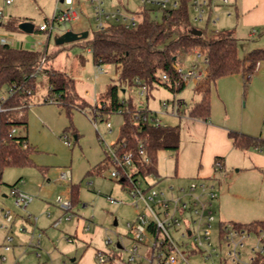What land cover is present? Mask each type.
<instances>
[{
  "label": "rangeland",
  "instance_id": "1",
  "mask_svg": "<svg viewBox=\"0 0 264 264\" xmlns=\"http://www.w3.org/2000/svg\"><path fill=\"white\" fill-rule=\"evenodd\" d=\"M157 1H166L167 8L174 1L151 0L145 4L153 9L151 15L160 20L162 9ZM202 4V19L196 20V11L192 0L187 2V13L190 23L206 33L221 30H233L237 39V54L243 58L253 49H264V23L246 24L243 16L248 12L241 8V0H198ZM81 6L83 17L75 23H54L49 36L38 30V26L53 15L55 0H0V9L6 19L18 18L28 21L34 26L32 32H24L0 25V34L23 39L22 45L10 42L12 47H23L30 50H47L53 53L52 58L44 67L65 71L74 79L75 91L84 99L93 102L107 87L117 81L118 70L112 63L100 64L101 70L93 62L87 46L80 40L71 43L55 44L53 37L67 29L73 31L87 30L89 37L96 29V21L90 0H75ZM238 10L235 12L234 4ZM106 11L120 9L121 12L139 19L143 4L140 0H102ZM59 8H64L59 3ZM237 13V14H236ZM4 24V23H3ZM40 42V43H39ZM199 46L190 52H182L176 63L189 66L199 61L205 70L203 52ZM201 53L197 57V53ZM206 72V71H205ZM251 75L233 73L219 77L210 86L209 120L214 124H226L232 131L264 139V59H261ZM44 73L37 75L42 86L36 88L32 95L33 103L27 110V129L17 128L16 134H26L28 141L34 145L35 152L31 155L33 163L25 166L6 167L1 175L0 183V222L2 209L10 208L21 216L31 217L32 224H22L15 219V228L24 227L29 231L27 238L24 231L12 236V250L4 251L0 245V264H121L127 261L129 248L133 241L126 227L136 216L132 198L127 186L117 179L109 177L111 167L100 173L90 172L93 165H88L105 155L106 145L115 142L124 117L118 113L104 115L93 119L90 109L72 108L70 116L65 108L57 102H41L47 94ZM140 87L126 86L121 90V98H129L135 104L139 100ZM3 95H6L3 92ZM200 93L194 90L193 83H188L180 90H172L168 86L154 83L143 99L151 112H156L162 123L179 125L180 142L176 151L159 149L156 153L157 170L160 178L149 176L148 181L158 189L168 185L188 186L194 177H187L186 172L196 163L202 141H198L189 129V108L200 99ZM78 101V100H77ZM162 102H167V111L178 108L177 116L170 117L164 113ZM179 103V105H178ZM189 121V122H188ZM111 124V131L106 123ZM74 133L78 138H74ZM70 141L66 146L63 139ZM211 145L214 140L210 141ZM91 166V167H90ZM70 169L72 181L65 183L57 179L63 169ZM221 183L212 181L219 192L218 200L213 201L215 220L212 222V246L217 247V226L219 221L249 223L264 220V167L248 165H227L218 173ZM33 197L24 211L14 207L13 198L8 195L12 185ZM75 182V183H74ZM78 186V199L85 203L83 209H74L70 219L53 225L61 214L55 202L61 195H70L72 184ZM157 211V210H156ZM158 212V211H157ZM18 215V216H19ZM13 225V223H12ZM33 233V235H31ZM38 234L40 236L38 237ZM176 236V233H173ZM1 240V231H0ZM39 240V244H37ZM107 241H109L107 243ZM1 242V241H0ZM120 243L121 247L117 246ZM114 258L104 263L96 259L97 252ZM4 255L5 258L2 259ZM150 241L138 243L136 260L133 263L148 264L152 257ZM215 258L200 254L189 255L187 263L181 264H212ZM180 264V263H178Z\"/></svg>",
  "mask_w": 264,
  "mask_h": 264
},
{
  "label": "trees",
  "instance_id": "2",
  "mask_svg": "<svg viewBox=\"0 0 264 264\" xmlns=\"http://www.w3.org/2000/svg\"><path fill=\"white\" fill-rule=\"evenodd\" d=\"M188 1L181 0L174 8L162 9L159 21L152 17L153 9L143 5L137 12L139 22L136 27L109 21L103 28H96L91 37L88 34L85 39H81L90 50L96 65L112 63L118 69L117 81L100 93L101 97H98L96 104L87 101L75 91L74 79L68 73L43 66L52 58L53 53H48L46 49L34 51L21 46L0 44V183L6 167L33 163L31 155L35 148L27 142L26 134H8L12 128L17 130L21 127L26 131L27 110L33 103L32 95L37 87L42 86V82L37 81L40 72L44 73V84L47 88V94L41 102L55 101L66 109L68 115L72 108H88L92 111L94 120L98 117L102 120L104 115L122 109L124 121L115 143L123 142L125 145L122 150L132 151L140 174L158 176L156 153L159 149H169L177 154L180 142L179 126H156L137 119L134 103L129 98H121V90L126 86L143 84L148 91L154 83L163 84L172 90L182 89V84L175 87L173 66L180 53L190 52L199 46L207 60L206 72L204 80L196 89L201 95L200 99L189 108L188 114L193 118L207 120L210 115L211 84L228 74L251 75L250 72L256 69L258 62L264 59V49H253L240 58L237 54V39L232 29L206 33L205 30L193 26L186 9ZM19 21L18 18H10L4 25L15 29ZM43 57L44 62L41 64ZM39 66L41 71L37 72ZM163 75H166V79H163ZM228 136L235 148L264 150V139L232 130L228 132ZM77 137L74 133V138ZM139 140L144 145L145 155L137 152ZM24 142L28 144L24 146ZM107 167H111V164L105 153L103 160L93 166L90 172L100 173ZM119 181L124 184L122 180ZM16 183L10 186L14 187ZM70 196L77 207L80 201L76 184L71 185ZM240 224L263 225L264 220Z\"/></svg>",
  "mask_w": 264,
  "mask_h": 264
},
{
  "label": "built area",
  "instance_id": "3",
  "mask_svg": "<svg viewBox=\"0 0 264 264\" xmlns=\"http://www.w3.org/2000/svg\"><path fill=\"white\" fill-rule=\"evenodd\" d=\"M140 1L145 5L151 0ZM7 3H9V0H5V4ZM59 3H63L65 7L59 8ZM90 3L96 21L95 27L98 29L103 28L109 21L129 27H136L139 22V19H136L133 14H125L118 8L112 12L106 11L102 6V0H90ZM156 4L161 9L167 8L166 1H157ZM202 4L198 0H192L193 8L196 11V20L202 19ZM176 6L177 2L174 1L171 8ZM82 16L83 14L75 5L74 0H55V8L51 19L40 24L38 30L49 36L55 22L58 24H72L80 21ZM4 18V12L0 9V22ZM0 44H10V41L5 37H0ZM200 55V52L197 53V57ZM202 61L206 65L207 60L204 57ZM43 62L44 57L41 59V64ZM97 66L100 71V65ZM173 70L176 77L175 87L179 84L184 87L191 81L199 85L205 78V70L202 69L199 61L187 67H184L181 63H176ZM40 71L41 67L39 66L37 72ZM162 77L166 79V75ZM139 87V100L134 104L136 118L151 122L156 126L167 125L157 118L156 112L153 113L148 109L143 99L147 87L143 84H140ZM96 103L97 98H94L92 104ZM161 105L164 113L177 116L179 112L177 107L174 109L173 105L171 111L168 112L166 110L167 102H162ZM84 110L82 111L84 112ZM116 113L121 114L122 109H118ZM106 128L111 131L109 122L106 123ZM16 131L15 128H12L8 135L16 134ZM63 143L67 146L71 144L66 138L63 139ZM27 144V142H24V146ZM124 145L123 142H113L106 145L105 153L112 168L109 177L124 182L132 198L131 204L136 209L134 221L126 223L133 241L126 262L133 263L137 256L138 243L149 240L153 255L148 260V264L187 263V257L196 254L206 258L209 256L215 258L216 262L212 264H264V224L250 226L237 222L219 221L216 234L217 247L215 248L211 244L212 222L215 220L213 201L217 199L219 194L212 181L216 179L219 182L222 176H213L212 180L194 177L188 186L181 185L175 188L173 185H168L166 189L164 187L158 189L154 186V183L147 180L149 176L153 175L144 176L138 172L132 151L122 150ZM137 152L140 155H145L144 145L140 140L137 142ZM145 160H148V158H145ZM214 168L215 171L220 173L222 163L219 158L215 159ZM57 179L65 183L70 182L71 170L68 168L61 170ZM10 194L13 197L14 206L19 209H26L33 199L31 195L18 190L16 187L10 189ZM55 202L61 210V215L54 220V226H57L63 220L70 219L74 209H83L86 206L85 203H79L75 207L70 195L58 196ZM2 216L3 222L0 228L8 230L15 217L14 211L5 208ZM18 230L25 231V228L19 227ZM173 233H176V236H173ZM39 236L40 234H38ZM12 239L10 234L5 235L3 245L5 250L11 248ZM37 244H39V240H37ZM111 257L113 256L106 257L100 251L96 254L99 263H104L110 260ZM4 258L2 256V259Z\"/></svg>",
  "mask_w": 264,
  "mask_h": 264
},
{
  "label": "crops",
  "instance_id": "4",
  "mask_svg": "<svg viewBox=\"0 0 264 264\" xmlns=\"http://www.w3.org/2000/svg\"><path fill=\"white\" fill-rule=\"evenodd\" d=\"M74 2H75V0H74ZM75 5H76V2H75ZM76 6H78V5H76ZM78 8L81 10V6H79ZM241 8L244 11H248L243 16V19H244L246 24L264 23V0H241ZM234 9H235V12H237V10H238L237 2H235V4H234ZM7 20L8 19H6V17H5L0 22V25H4L7 22ZM21 22H24V20L19 21V23H21ZM15 29L21 30L18 28V26ZM0 37H5L10 42L15 41V42L19 43V45H22V43L24 41L23 39H14L12 36H6L5 34H0ZM181 64L184 66L183 63H181ZM190 83H193L194 90H196L198 85L195 84V82H193V81H191ZM145 103L148 106L147 102H145ZM170 117H174V116H170ZM184 119L190 121L189 129L193 132L195 138L198 141H202L201 149H200V151L198 153V157H197L198 159H197L196 163L192 166V168L190 170H188V172H186L185 175H187V177H200V178H203L206 180H212L213 176L218 177L219 171H215V168H214V161L216 158H219V160L222 163L221 171H223L225 166H227V165H248L250 167H255V168L256 167H264V150L255 149V148H251V149H247V150H241V149L235 148L232 144V140L228 136V132L231 130V128H229V126H227L226 124H214V122H212L209 119L202 120L199 118H193L189 115L184 117ZM175 125H177V124H175ZM212 140H214L213 145H211V143H210V141H212ZM27 142L31 146H34L28 141V136H27ZM103 152L105 153V149L103 150ZM104 157H105V155L102 156V158L101 157L96 158L95 161H93L92 163H89L88 165L95 166L97 163H99L101 160H103ZM156 177L160 178L161 176L158 173V176H156ZM72 179H73V174L71 173V181H72ZM17 181H19V179H17L14 183H16ZM220 183H221V180L219 181V184ZM3 196L4 197L11 196L10 191H9L8 195L3 194ZM218 198H219V194H218L217 200H218ZM28 205H27V207H28ZM27 207H26V209H27ZM57 208H58V206H57ZM20 210L24 211L25 209H20ZM58 210L61 212V210L59 208H58ZM14 215H15V217H14V220L12 222L13 225L11 223L8 230H3L2 228H0V231H1L0 245L2 247L4 245V237L6 234H9V233L11 234L14 230H15V232H13V233L22 234V233H19L21 231H19V230L17 231L16 228L14 227L15 226V219L20 220V222H22V224H25V223L32 224V220H31V217L29 216V214L27 217L21 216L17 213H14ZM1 218H2V221L0 222V225L3 222L2 212H1ZM24 234H26L27 238H30L29 231H24ZM117 246L121 247L120 243H118ZM12 249H13L12 244H11V248L9 250H5L3 247L4 251H11ZM1 256H4V255H1Z\"/></svg>",
  "mask_w": 264,
  "mask_h": 264
},
{
  "label": "water",
  "instance_id": "5",
  "mask_svg": "<svg viewBox=\"0 0 264 264\" xmlns=\"http://www.w3.org/2000/svg\"><path fill=\"white\" fill-rule=\"evenodd\" d=\"M18 28L23 30L24 32H32L33 24H31L30 22L24 21V22L19 23ZM88 34L89 32L87 30L73 31L71 29H67L63 31L61 34H55L53 37V40H54V43L57 45L64 44V43H71V42H75L81 39H85L88 36Z\"/></svg>",
  "mask_w": 264,
  "mask_h": 264
}]
</instances>
